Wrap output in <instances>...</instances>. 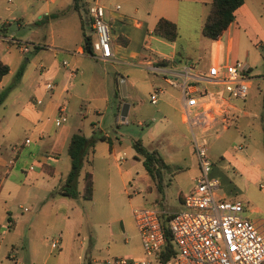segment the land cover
I'll list each match as a JSON object with an SVG mask.
<instances>
[{
  "label": "rangeland",
  "instance_id": "obj_1",
  "mask_svg": "<svg viewBox=\"0 0 264 264\" xmlns=\"http://www.w3.org/2000/svg\"><path fill=\"white\" fill-rule=\"evenodd\" d=\"M54 7L55 4L49 0H0V28L2 21L6 20L5 35L21 41L0 40L1 59H11L0 88L10 84L16 69L20 65L23 66L21 76L11 84L0 102V179L6 177L1 194L7 196L8 205L16 208L18 203L29 206L31 195H40L42 191L46 193V199L50 198L69 168L65 149L68 136L54 149L47 143L51 135L45 133L41 137L44 141L42 146H39V139L32 140L28 145H19L23 136L30 134L26 120V104H30V97L42 98V104L35 105L37 108L43 105L49 95L43 90L40 94L43 81H40L39 74L45 67L46 55L51 53V50L47 49L38 55L39 48L33 49L32 43L48 42L45 21L51 17L46 11H55ZM64 9L69 10L65 4L62 6V10ZM51 22H55V19L51 18ZM53 25L56 27V23ZM23 42L28 46L25 52L18 49ZM260 43L254 45L245 38L240 39L235 56L239 61L247 60L250 63L252 75V84L248 87L247 97L245 96L246 100H249L246 107L248 114L240 117L237 127L230 125L227 129H221L217 125V135L214 129L206 132L207 152L211 157L218 155L226 145H229L230 150H234V145L243 139V149L248 150L249 137L251 143L252 139L258 141L260 157L264 159V39ZM5 44H9L6 52ZM54 55L59 61L62 58L67 59L64 49H56ZM94 65L99 63L94 62ZM144 72L145 70L132 68L129 72L132 86L123 81L125 94L121 91V77L117 76L116 96L109 92L98 109L92 108L96 101L90 98L93 94L86 85L76 80L71 85L72 77L65 74L57 80L55 95L52 98L54 102H62L69 91H73L80 99V107L77 106L73 111L65 110L67 119L62 124L71 125L73 128L77 125L82 134H91V130L96 134L105 133L112 143L109 152L106 142L96 140L93 152L89 154V163L85 158L81 161L76 188L81 191L83 173L89 170L92 177V195L90 199H83L78 195L68 197L72 200L68 219H64L61 212L63 220L56 222L55 233L50 238L59 237L61 245L60 257L54 264H86L84 257L89 251L84 250L87 247L86 242H94L95 252L99 256L138 257L140 243L137 238L130 236L128 229L123 231L119 227V219L123 222L131 220L136 230L131 208L139 205L144 197L152 199V194L157 195L154 203L163 209H181L177 201L176 185L178 180L184 183V176H188L189 169L195 165V155L179 112L172 111L168 103L160 98L156 103L149 102L148 93L151 87L150 82L143 77ZM158 82L162 88L179 95L177 89L164 81ZM64 84L70 85V89H61ZM123 102L129 104V108L125 119L121 120L119 111ZM52 131L53 127L49 134ZM136 138H139L147 149L155 148L169 162V167L163 173V191L151 187V194H146V183L150 182L148 175L143 173L139 160L133 157L132 141ZM12 144L17 145L16 150L10 149ZM35 153L41 155L35 157ZM40 157H44L43 160L54 167L52 174L45 173ZM10 158H13L12 163L8 161ZM126 171H130L132 179L127 178ZM153 179L156 181V178ZM224 181L225 184L221 187L228 191L224 198L238 199L244 206H248V210L256 207V212L250 214V218L254 215L264 218V197L259 187V183L263 186L262 178L256 176L248 180L246 176H225ZM3 199L0 198V208L6 205ZM79 239H82V245H79ZM80 246L84 249H80Z\"/></svg>",
  "mask_w": 264,
  "mask_h": 264
},
{
  "label": "crops",
  "instance_id": "obj_2",
  "mask_svg": "<svg viewBox=\"0 0 264 264\" xmlns=\"http://www.w3.org/2000/svg\"><path fill=\"white\" fill-rule=\"evenodd\" d=\"M49 1L55 4L54 8L56 9L51 12L46 11L48 16L55 19L53 23L51 22V18L45 21L47 24L48 42H42V44L32 43L33 49L34 45H37L39 48H36L38 49V55L49 49L51 53L48 55L53 56L49 57L46 55V65L39 74L40 81H43L40 94L43 90L49 93V95L41 107H35L36 104L42 102V98L40 99L39 97H30L31 102L28 101L30 104H26V120L29 123L28 126L30 128L28 130L30 134L23 136V139L19 142L20 146L28 145L34 139H39V146H42L44 141L41 137L45 133L51 135L47 143L54 149L67 136L69 138V135L73 131L81 132L77 125L73 128L71 125L62 124L67 119L66 109L73 111L77 106L80 107V99L77 95L73 91H69L67 97L62 102L59 103L52 100L55 95L57 80L63 74L72 77L71 85L75 80L78 83L86 85L89 92L91 91L93 94V97L90 96V98L96 101L92 108L98 109L106 100L109 92L113 96H116L117 76H120L129 86H132L129 72H131L133 67L145 70L143 77L145 80L147 79V82H150V87L152 88L155 85H161L158 80L167 83L162 78L159 70H157V68H161L164 64L191 62L196 67L204 68L209 61L233 62L238 60L235 55H237L240 39L243 40L245 38L254 45L261 44L260 42L264 39V0H243L234 9L233 20L226 26L218 38L213 39L202 35L200 29L210 0H76L75 5H73L72 0ZM89 1H96L103 5L104 19L110 26L112 54L107 59L95 58L82 50V33L88 34L90 39L94 37L93 29L84 7ZM63 4L69 9H67L68 11L66 9L62 10ZM116 4H118L117 7ZM159 17L167 18L176 24L177 36L174 40L165 39L152 32V27ZM5 23H7L6 20H3L0 28V40L15 42L14 40L16 39L5 35ZM55 23L56 27L53 25ZM118 36L126 38V42L124 44L120 43L117 39ZM8 47L9 44H5V52ZM18 49L20 50L19 46ZM56 49H64L67 59L62 58L60 61L56 59L54 55ZM10 60L8 57L7 59H1L0 57V61L7 65H9ZM93 61L99 63V65L95 66ZM243 62L247 65V72L250 76V87L252 84L251 66L247 60H243ZM100 69H102L101 72ZM2 77L0 78V86H2ZM67 87L70 89V85L64 84L61 89L66 90ZM37 88H40V86H37ZM173 88L179 92L178 88ZM159 95L161 96L159 97ZM246 97L242 100H237L236 107L230 112L231 119L228 125L221 129H227L230 125L237 127L240 117L248 114L246 107L249 100H246ZM159 98L166 101L172 111H178L180 116L182 102L180 92L179 95H175L172 91L162 88V92L157 96V99ZM119 103L120 100L118 101ZM60 106L64 109L65 119L59 124H55L54 120L59 114L58 108ZM128 108L129 104L127 110ZM52 127L53 131L49 134ZM185 128L189 134L186 125ZM84 135L88 136L90 133ZM247 140H249L248 150L243 149L244 145L241 143L244 141L243 139L234 145V150H230L228 148L229 145H226L214 157H211L207 152L211 159L208 176L217 179L218 187L216 188V194L218 196L223 197L227 195V189L221 187L225 184V176H246L248 180L251 177L259 176L263 180V186L260 187V190L264 197V159L260 157V150L257 145L258 141L252 139L251 143L249 137H247ZM98 141L106 142L100 139ZM111 143H107L109 152ZM262 143L264 144V141ZM93 147L94 144L92 150H89L86 154L85 160L87 163H89V154L93 152ZM16 148V144L10 146L11 150H16ZM151 149L156 150L155 148H149V150ZM38 155L35 153V157H38ZM133 157L136 158L134 153ZM12 159L8 160L9 163H12ZM43 159L44 157H40V162L47 164L46 160ZM136 159L141 163L140 158ZM162 160L165 166L160 168V176L156 178V180H159L158 186L156 185V181L146 173L141 163L143 173L148 175L147 177L150 181L146 183L147 195L151 194V187H154L157 191H163L164 189L163 173L169 167V162L163 157ZM48 165L52 167L51 171L47 172L45 169L43 170L50 175L53 173L54 167L51 164ZM29 167L31 168V165ZM126 172L128 173L127 178L132 179L133 176H131L130 171ZM196 173L197 164L195 161V165L188 171V176H184V183L178 180L176 185L178 204L181 205L183 194L192 188L193 177ZM5 179L6 177L0 179V198L3 197V201L6 204L0 208V264H54L60 257L59 249L61 245L59 237H56L58 238L56 245L51 244L54 238H50L55 233L56 222L63 220L62 216H64V219H68L72 200L57 191H54V193L50 192L52 195L46 199V193L42 191L40 195H31V199L29 200L31 204L29 206L18 203L17 208L12 207L7 204V196L1 194V188ZM156 197V194H152V199L144 197V200L139 202V205L162 208L154 203ZM247 210L248 206L246 205L244 215L250 218L249 215L256 212L257 209L254 207L250 208L248 212ZM61 212L62 216L60 215ZM250 219L258 224L264 220V218L256 215ZM119 227L123 231L128 229L131 232L130 236L133 239L137 238L139 241V236L131 220L123 222L119 219ZM57 228L58 231L59 227ZM78 243L82 245V239H79ZM85 244L87 246L85 249L80 246V249H84L85 252L89 250L85 254L84 262L86 264H100V259L103 256L96 254L94 242L91 244L86 242ZM139 254H141V247Z\"/></svg>",
  "mask_w": 264,
  "mask_h": 264
},
{
  "label": "built area",
  "instance_id": "obj_3",
  "mask_svg": "<svg viewBox=\"0 0 264 264\" xmlns=\"http://www.w3.org/2000/svg\"><path fill=\"white\" fill-rule=\"evenodd\" d=\"M84 7L94 33L89 54L107 59L112 54L111 33L103 5L89 1ZM19 48L22 52L28 50L24 42ZM157 70L169 85L179 89L180 117L189 131L197 173L192 188L182 196L181 209L168 211L146 205L131 208L140 256L106 255L100 264H264V220L258 224L244 215L245 206L240 200L218 196V181L208 176L211 159L206 132H216L217 125L225 128L236 101L245 98L250 79L247 65L239 60L209 61L204 68L171 63ZM161 92L162 87L153 86L149 101L154 103ZM58 110L55 124L65 119L64 109L60 106ZM163 222L173 247L166 257L161 255ZM57 241L54 238L51 244Z\"/></svg>",
  "mask_w": 264,
  "mask_h": 264
},
{
  "label": "trees",
  "instance_id": "obj_4",
  "mask_svg": "<svg viewBox=\"0 0 264 264\" xmlns=\"http://www.w3.org/2000/svg\"><path fill=\"white\" fill-rule=\"evenodd\" d=\"M76 0H72L75 5ZM243 0H210L208 4L207 12L201 23V33L207 38H218L226 26L233 20L234 9L242 3ZM152 32L156 35L164 37L168 40H174L177 36L176 24L164 17H159L152 27ZM118 41L122 44L126 42V38L118 36ZM90 36L82 33V50L83 52L90 53ZM38 48L34 45V49ZM163 63V61H161ZM8 70L6 63L0 61V78ZM23 70V66L20 65L14 74L13 81L10 84L0 88V102L5 96L8 88L17 80ZM105 140L108 144L111 143V139L105 133H94L85 136L79 131H73L68 138L66 145V153L69 158V168L63 176L62 182L57 186L56 191L62 195L68 197H75L80 195L84 199H89L92 193V177L89 170H85L82 176V189L78 191L76 188L77 174L81 165V161L86 157L89 150H92V146L96 140ZM132 147L134 149V156L141 159V163L146 173L152 178H159L160 168L165 166L162 157L154 149H147L142 145L139 138L132 141ZM42 168L47 172L51 171V166L45 163H41ZM156 185H159V180H156ZM159 188V187H158ZM167 217H165L166 219ZM163 234L164 245L163 251H161L162 257L168 255V251H173V247L170 241V234L167 226L163 222ZM165 248V249H164Z\"/></svg>",
  "mask_w": 264,
  "mask_h": 264
},
{
  "label": "water",
  "instance_id": "obj_5",
  "mask_svg": "<svg viewBox=\"0 0 264 264\" xmlns=\"http://www.w3.org/2000/svg\"><path fill=\"white\" fill-rule=\"evenodd\" d=\"M120 84H121L122 94H125V88H124V83H123L122 79H121V83ZM127 107H128V104L126 102H123L122 106L120 107V111H119V116H120L121 120H123L124 116L126 115Z\"/></svg>",
  "mask_w": 264,
  "mask_h": 264
}]
</instances>
